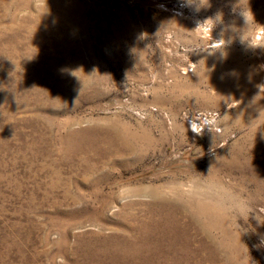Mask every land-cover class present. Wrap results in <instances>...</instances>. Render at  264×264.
<instances>
[{
    "label": "rangeland",
    "instance_id": "rangeland-1",
    "mask_svg": "<svg viewBox=\"0 0 264 264\" xmlns=\"http://www.w3.org/2000/svg\"><path fill=\"white\" fill-rule=\"evenodd\" d=\"M0 264H264V0H0Z\"/></svg>",
    "mask_w": 264,
    "mask_h": 264
}]
</instances>
